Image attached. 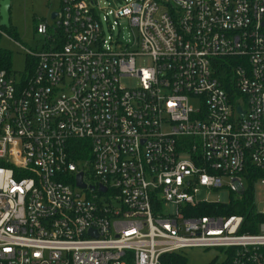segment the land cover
Here are the masks:
<instances>
[{
    "label": "built area",
    "instance_id": "1",
    "mask_svg": "<svg viewBox=\"0 0 264 264\" xmlns=\"http://www.w3.org/2000/svg\"><path fill=\"white\" fill-rule=\"evenodd\" d=\"M61 3L26 70L0 68V264H264V210L257 234L192 216L203 190L264 174V0ZM123 21L136 33L109 35Z\"/></svg>",
    "mask_w": 264,
    "mask_h": 264
},
{
    "label": "rangeland",
    "instance_id": "2",
    "mask_svg": "<svg viewBox=\"0 0 264 264\" xmlns=\"http://www.w3.org/2000/svg\"><path fill=\"white\" fill-rule=\"evenodd\" d=\"M100 14L104 15L107 10H113L120 5V0H99ZM61 0H12L10 8V30L0 27V50L10 54L9 68L16 73H22L27 67V52L25 50H40L44 41L38 36L36 27L42 21H51L54 13H61ZM103 10V11H101ZM113 33L109 35L114 38L129 39L136 33L135 28H131L126 21L120 23ZM137 67L148 68L152 62L143 57L136 61ZM124 88H135L138 85L136 79L123 78L120 81ZM194 107L197 103H192ZM245 189L249 186L248 179H243ZM225 188L216 191L203 190L197 196L200 202L210 204L228 205L232 200L240 195L227 189L229 184L225 182ZM254 203L258 212L264 210V181L258 179L253 185ZM169 211L174 214V206H170ZM182 255L188 264H211L224 262L226 254L220 249H187L182 251Z\"/></svg>",
    "mask_w": 264,
    "mask_h": 264
},
{
    "label": "trees",
    "instance_id": "3",
    "mask_svg": "<svg viewBox=\"0 0 264 264\" xmlns=\"http://www.w3.org/2000/svg\"><path fill=\"white\" fill-rule=\"evenodd\" d=\"M11 28L7 29L10 30ZM10 54L0 50V68L10 69ZM264 177V174L252 172L247 175L249 186L237 199L232 200L228 205L222 204H205L197 208L192 216L202 217L208 214H217L222 216H241L244 219V224L240 233L257 234L259 225L263 221V216L258 212L254 203L253 185L258 180ZM224 262L220 264H232L231 253L226 254ZM163 264H188L182 253L169 254L164 256ZM211 264H216L213 262Z\"/></svg>",
    "mask_w": 264,
    "mask_h": 264
},
{
    "label": "water",
    "instance_id": "4",
    "mask_svg": "<svg viewBox=\"0 0 264 264\" xmlns=\"http://www.w3.org/2000/svg\"><path fill=\"white\" fill-rule=\"evenodd\" d=\"M11 1L12 0H0V27L9 29L10 26V8H11ZM57 14L54 13L51 16V19L56 18ZM77 186L80 188H85V185L82 181V174L78 176ZM242 194V189L240 190Z\"/></svg>",
    "mask_w": 264,
    "mask_h": 264
}]
</instances>
